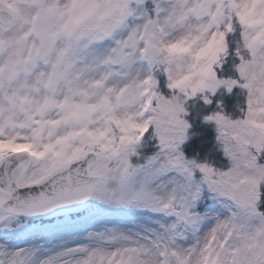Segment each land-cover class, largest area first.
I'll use <instances>...</instances> for the list:
<instances>
[{
    "label": "snow or ice",
    "instance_id": "obj_1",
    "mask_svg": "<svg viewBox=\"0 0 264 264\" xmlns=\"http://www.w3.org/2000/svg\"><path fill=\"white\" fill-rule=\"evenodd\" d=\"M0 264H264V0H0Z\"/></svg>",
    "mask_w": 264,
    "mask_h": 264
},
{
    "label": "trees",
    "instance_id": "obj_2",
    "mask_svg": "<svg viewBox=\"0 0 264 264\" xmlns=\"http://www.w3.org/2000/svg\"><path fill=\"white\" fill-rule=\"evenodd\" d=\"M225 94V93H224ZM225 106L226 110L229 109V104L231 101V96H225ZM199 105H197L194 110H198ZM193 111V110H192ZM196 116V113L193 114V117ZM194 125L197 128V131L202 134L200 138L194 139L190 145H192L191 149H187V154L189 156H193L195 154H199L200 160L207 163H214L223 161L222 153L219 151L216 142V133L213 125L205 124L199 118H191ZM198 156V155H197Z\"/></svg>",
    "mask_w": 264,
    "mask_h": 264
},
{
    "label": "rangeland",
    "instance_id": "obj_3",
    "mask_svg": "<svg viewBox=\"0 0 264 264\" xmlns=\"http://www.w3.org/2000/svg\"><path fill=\"white\" fill-rule=\"evenodd\" d=\"M238 75V74H237ZM164 91L167 93V88L166 89H164ZM236 93H240V89H236ZM239 97L240 98H238L237 100H232L231 102H233L234 104H236V106L238 105V104H244L245 103V97L244 96H241V95H239ZM235 106V110H234V112H230V114H238V110H237V107ZM215 108H216V106H214V107H212V106H210V108H206V110H205V112H211V111H213V110H215ZM224 111H225V109H224ZM213 127H214V125H213ZM214 130H215V127H214ZM191 133H192V131H191ZM216 133V132H215ZM151 150V153L155 150V148H154V142H149L145 147H144V149H143V153L145 154V155H150V153L148 154V153H146V150ZM201 162H204V161H201ZM222 163H224V164H226L227 162L225 161V160H223V161H220V163H219V161L218 162H214V163H212V164H214L215 166H217L218 164V166H220Z\"/></svg>",
    "mask_w": 264,
    "mask_h": 264
}]
</instances>
